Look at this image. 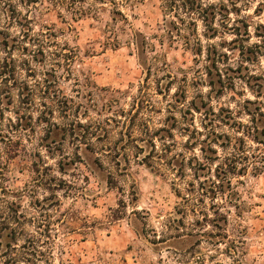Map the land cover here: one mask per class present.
<instances>
[{
  "label": "rangeland",
  "instance_id": "rangeland-1",
  "mask_svg": "<svg viewBox=\"0 0 264 264\" xmlns=\"http://www.w3.org/2000/svg\"><path fill=\"white\" fill-rule=\"evenodd\" d=\"M202 3L195 54L163 0H0L3 244L31 264H264V0ZM242 145L215 245L192 223L223 201L182 198Z\"/></svg>",
  "mask_w": 264,
  "mask_h": 264
},
{
  "label": "trees",
  "instance_id": "trees-1",
  "mask_svg": "<svg viewBox=\"0 0 264 264\" xmlns=\"http://www.w3.org/2000/svg\"><path fill=\"white\" fill-rule=\"evenodd\" d=\"M164 4V10L165 11H171V10H182L184 11L185 15L188 17L189 21L187 22V25L190 26V36L195 40V43L191 44V39L189 38V35L187 37H183L185 40L184 45L186 49L192 50L195 54H200V43L197 38V31H196V21H201L205 27H210V23L213 21L215 16V9L213 5H203L202 0H163ZM184 22V21H183ZM212 37L215 36L214 33L211 35ZM180 37H182L180 35ZM211 38V37H210ZM260 117L264 118V115H260ZM253 122H256L254 119ZM255 130H257L255 128ZM254 142L263 144L262 141L258 139V134L256 133L253 136L252 139ZM235 149V148H234ZM245 150L242 147L236 148L235 153L229 155L226 157L221 163L215 166L213 170V178L211 179H205L204 181H198L196 179V183L191 182L189 183L190 189L186 190V195L183 196L182 200L187 205L192 206L191 212L195 214V208L198 204H203V198H208L210 201H215L217 198H220L223 203L219 204V207H215L212 205V214L209 216L207 213L200 212L201 217L198 219H195L194 223L192 225L194 226L193 232L196 233L194 236L198 237H206V238H212L211 232H208V229L215 228L219 230L220 232V241H217L215 245H220L224 243V240H226L229 243V235L227 231V226L229 225V217H230V211L226 210V206L223 205H230L234 208L238 207L237 205H232L234 201L233 197L236 196V192L233 188L230 176H241L242 170L246 167L245 162H247L246 154L244 153ZM216 154V153H214ZM208 159V158H207ZM261 160V163L264 164V158H259ZM212 160V159H208ZM219 157H215L212 161H218ZM244 162V163H240ZM260 163V164H261ZM241 164V165H240ZM256 164V163H255ZM240 165V167H239ZM257 170V169H255ZM235 204V203H234ZM6 225L3 224V226ZM198 228V229H196ZM4 230L2 227H0V264H31V260L27 258H23L17 254V239L15 238V235L10 237V240L7 241L5 244H3L2 240L5 237L4 236ZM240 233H244L243 231H240ZM193 235V234H191ZM213 243V242H212ZM242 241H234L231 243L233 246L232 249L233 252L238 251V245H241ZM200 244V239L197 240V243L195 246ZM225 244V243H224ZM231 247H228V251Z\"/></svg>",
  "mask_w": 264,
  "mask_h": 264
}]
</instances>
